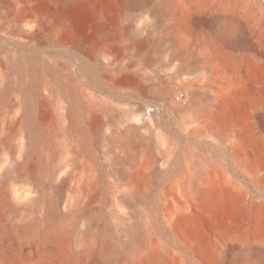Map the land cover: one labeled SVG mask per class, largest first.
<instances>
[{
    "label": "rangeland",
    "instance_id": "374dc122",
    "mask_svg": "<svg viewBox=\"0 0 264 264\" xmlns=\"http://www.w3.org/2000/svg\"><path fill=\"white\" fill-rule=\"evenodd\" d=\"M157 1L89 0L86 13L76 16L77 29L96 40L98 51L71 50V68L59 71L75 86L77 102L57 90L58 74L45 75L37 101L43 155L32 156L35 176L15 168L13 141L4 138L0 247L10 264H150L158 245L169 259L183 255L193 231L210 239L235 223L263 225L264 0H241L250 14L223 20L220 34L212 11L200 20L189 2L178 0L183 21L172 14L159 20L151 9ZM0 36L9 48H30L46 62L53 61L51 50L63 48L39 47L5 30ZM8 79L15 85L16 73ZM12 93L1 118L13 101L24 104L23 91ZM80 103L95 107V120L72 116ZM79 121L85 134L73 126ZM209 180L206 197L180 186L189 191ZM23 185L33 191L16 194ZM163 192L167 214L186 211V232L165 218ZM47 235H64L73 261L49 250ZM108 245L117 252L105 261Z\"/></svg>",
    "mask_w": 264,
    "mask_h": 264
},
{
    "label": "bare ground",
    "instance_id": "6f19581e",
    "mask_svg": "<svg viewBox=\"0 0 264 264\" xmlns=\"http://www.w3.org/2000/svg\"><path fill=\"white\" fill-rule=\"evenodd\" d=\"M111 1H119L122 6H127L132 2V0ZM186 1L194 10L195 17H199L200 20L210 14L211 11L213 12L212 27L218 34L223 32L221 25L223 20L234 21L240 15L247 16L250 14V10L241 4V0ZM110 6L112 4H107V7ZM181 6L182 4L178 0H159L151 5V9L159 20H163L168 14H172L178 21L182 22L187 14L180 13ZM89 7V0H0V19L4 21L0 24V30H5L8 34L19 33L25 41L39 47L52 45L63 47L62 50H51L49 54L53 61L46 62L37 51L30 48H9L0 36V69L2 71L0 73V106L11 97L13 88L23 91L25 96L24 104L18 100L13 101L4 117L1 118L0 112V133L2 134H0V146L6 147L7 140L4 139L5 137L12 139L11 156L15 168L19 171L26 169L29 176L36 175L32 156L41 157L43 155L41 142L44 132L39 129L37 123V101L45 75L58 74L56 75L57 78L55 77L57 90L71 94V97L77 102L75 86L65 81L59 71L62 68H71L73 61V51L71 50H79L84 54L93 55L98 51L96 40L85 35L76 27V16L86 13ZM125 16L127 14L122 13L120 18ZM124 31L123 27L119 28L120 33ZM146 41L142 39L135 44L138 52L143 51ZM183 70L185 71L186 68ZM11 71L17 76L15 85L10 83L8 79V74ZM119 78L126 81L128 75L121 74ZM91 80L93 79L90 78ZM163 92L168 96H172L174 93L169 89H164ZM175 103L178 106L183 105L179 102ZM81 107L79 113L73 107L71 108L70 113L74 118L87 115L92 120L96 119L93 105H81ZM14 112L17 113L14 114ZM73 126L85 134V126L81 121L75 122ZM17 154L18 156H16ZM55 174L54 170L51 171V178ZM211 182L214 181H205L204 185L195 184V187L191 185L192 189L189 191L183 184L180 186L184 191L190 192L189 195L198 197L204 195L206 197L205 188L209 187ZM233 187L235 189L241 188L239 183L235 181H233ZM32 191V187L23 185L16 191V194L23 196ZM159 200L163 204L165 218L171 217L173 219L172 225L179 226L181 224L183 232H186V211L184 209L179 210L178 214L176 213L177 217L173 218L171 213L167 214L168 210L165 206L168 201V193H161ZM221 204L224 205L225 203L221 202ZM261 218L264 221V213ZM157 228L160 234H166V227L161 220L157 221ZM212 235L213 238L208 239V237L193 231L189 237L190 246L189 244L184 245L183 255L172 259L167 258L158 245L156 247L158 249L155 251L156 257L150 261V264H264V223L256 227L235 223L229 228L213 231ZM47 238L49 250L58 253L63 262L73 261L74 256L68 249L64 235L57 238L47 235ZM116 252L117 249L114 245H108L104 251L105 261L113 259ZM0 264H10L9 256L2 247H0Z\"/></svg>",
    "mask_w": 264,
    "mask_h": 264
}]
</instances>
